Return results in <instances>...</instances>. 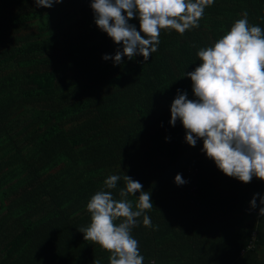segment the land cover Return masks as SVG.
Instances as JSON below:
<instances>
[{
    "label": "trees",
    "instance_id": "16d2710c",
    "mask_svg": "<svg viewBox=\"0 0 264 264\" xmlns=\"http://www.w3.org/2000/svg\"><path fill=\"white\" fill-rule=\"evenodd\" d=\"M90 3L0 0V264H109L77 229L90 224L86 206L104 180L124 174L151 193L153 227L141 217L132 229L143 264H264V216L250 208L264 182L225 176L202 140L189 146L181 122L169 123L178 90L194 99L184 74L198 50L245 11L264 30V0H214L198 28L162 29L147 62L116 66L102 57L121 46Z\"/></svg>",
    "mask_w": 264,
    "mask_h": 264
},
{
    "label": "clouds",
    "instance_id": "9594fccd",
    "mask_svg": "<svg viewBox=\"0 0 264 264\" xmlns=\"http://www.w3.org/2000/svg\"><path fill=\"white\" fill-rule=\"evenodd\" d=\"M61 2L35 0L36 6L43 8ZM213 3L214 0H91L96 26L121 46L114 56L104 55L102 59H111L114 66L125 57L131 61L142 56L147 62L158 50L162 29L183 35L198 28L205 8ZM242 17L212 46L198 50L199 66L184 74L192 82L194 99L178 90L170 107L169 123L175 127L179 120L189 146L195 147L202 140V152L218 170L248 184L253 177L264 182V30L249 24L246 11ZM133 19L139 21V31L129 23ZM121 179L124 187L116 198L111 190ZM174 182L178 186L187 183L181 174ZM103 183L104 188L86 206L90 224L77 230L85 241L110 253L109 264H143L132 229L141 217L145 227H153L145 214L153 208L151 193L125 174L110 175ZM129 196L136 197L135 204ZM257 207L258 215L264 216V196L259 193L250 201L251 209Z\"/></svg>",
    "mask_w": 264,
    "mask_h": 264
}]
</instances>
